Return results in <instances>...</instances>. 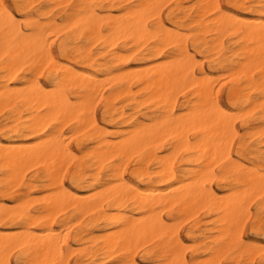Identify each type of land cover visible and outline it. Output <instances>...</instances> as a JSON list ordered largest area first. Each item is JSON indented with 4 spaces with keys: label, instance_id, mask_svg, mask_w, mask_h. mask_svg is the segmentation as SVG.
<instances>
[{
    "label": "bare ground",
    "instance_id": "1",
    "mask_svg": "<svg viewBox=\"0 0 264 264\" xmlns=\"http://www.w3.org/2000/svg\"><path fill=\"white\" fill-rule=\"evenodd\" d=\"M253 206L264 0H0V264H264Z\"/></svg>",
    "mask_w": 264,
    "mask_h": 264
},
{
    "label": "rangeland",
    "instance_id": "2",
    "mask_svg": "<svg viewBox=\"0 0 264 264\" xmlns=\"http://www.w3.org/2000/svg\"><path fill=\"white\" fill-rule=\"evenodd\" d=\"M8 1H11V0H8ZM200 59L202 61H204L205 65H206V68H207L208 65H209L208 61L205 58H203L202 56H200ZM179 99H180V102L183 101V95L182 94L180 95ZM222 103L224 105L228 104V88H225L223 90V92H222ZM238 127L240 128V133L242 135L246 133V130L241 129V125L240 124H238ZM34 172H35L34 169L33 170H30L29 171V175H33ZM43 195H44L43 193L36 194L37 197L38 196L39 197H43ZM256 210H257V207L256 206H253V208H252L253 217L247 222V224L244 227V231L243 232H244V237H245V240H246L247 243L256 244V245H259V246L261 244V246H262L264 244V237L256 234L255 233L256 232V229L254 228V225H255V217H256ZM190 226H191V221L190 220L189 221H186L183 224V229H184V232L185 233L189 230ZM187 244H188V246H190V245L193 244L192 247L188 249V254L191 255V252H192L193 248L195 247L194 244L197 245L198 243L193 242V241H187ZM257 260H256L255 264H261V262L259 261L258 258H257ZM71 262L72 263L75 262V258L74 257L72 258V261ZM144 264H149V263L148 262H145Z\"/></svg>",
    "mask_w": 264,
    "mask_h": 264
}]
</instances>
